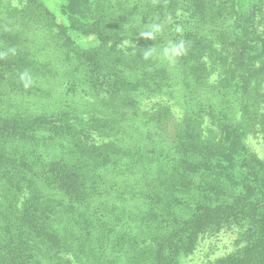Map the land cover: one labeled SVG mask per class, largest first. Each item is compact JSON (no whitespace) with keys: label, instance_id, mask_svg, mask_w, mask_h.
Here are the masks:
<instances>
[{"label":"trees","instance_id":"obj_1","mask_svg":"<svg viewBox=\"0 0 264 264\" xmlns=\"http://www.w3.org/2000/svg\"><path fill=\"white\" fill-rule=\"evenodd\" d=\"M36 6L65 44L49 80L22 31L0 53V264H179L222 228L214 263L264 264V0H62L64 24Z\"/></svg>","mask_w":264,"mask_h":264},{"label":"rangeland","instance_id":"obj_2","mask_svg":"<svg viewBox=\"0 0 264 264\" xmlns=\"http://www.w3.org/2000/svg\"><path fill=\"white\" fill-rule=\"evenodd\" d=\"M0 2L5 5L1 6V17L8 16L7 18L13 24L10 27L6 25L7 27L0 30V35L2 36L0 39V53L3 54L9 48V45H13L8 33L13 34L17 30L22 31L26 39L20 41L17 51L23 52L24 55L29 54L32 56L35 54L34 52L36 54L37 52H42L41 56L34 55L38 63L41 62L39 67L43 76L38 77H47L50 73L48 69H51V66L49 62H46V53H53L56 47L64 45L65 41L61 37H55V34H58V28L55 26L51 27L44 20L43 13H39L42 9L36 5H43L53 12L55 24H64L66 23V19L61 8L62 0H0ZM70 36L72 42L79 49L93 48L99 44L93 33L88 35L71 33ZM48 49L50 52L47 51ZM62 67H64V64ZM61 84L63 85V82ZM60 89H63V86ZM111 103L117 108H124L117 97L112 96ZM143 104L145 103L143 102ZM147 105V109L155 110V103ZM156 122L158 128L167 139L174 142L180 135L176 109L171 108V111L166 109L159 110L156 114ZM256 142L259 143L256 140H251L255 148L259 149L262 147L260 144H255ZM233 229L222 228L216 232L203 234L197 241L194 250L184 256L179 264H216L214 263L215 257L226 254L235 247L233 240L237 238V234ZM50 251L53 252V249ZM57 254L60 256L59 258L65 260L66 256L60 253ZM71 264H77V262L72 259Z\"/></svg>","mask_w":264,"mask_h":264},{"label":"clouds","instance_id":"obj_3","mask_svg":"<svg viewBox=\"0 0 264 264\" xmlns=\"http://www.w3.org/2000/svg\"><path fill=\"white\" fill-rule=\"evenodd\" d=\"M141 35L147 38H152L153 32H145V33H142Z\"/></svg>","mask_w":264,"mask_h":264}]
</instances>
